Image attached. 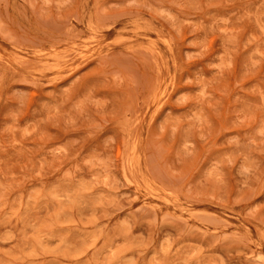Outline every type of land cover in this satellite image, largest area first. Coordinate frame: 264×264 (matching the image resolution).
I'll list each match as a JSON object with an SVG mask.
<instances>
[{
  "label": "rangeland",
  "instance_id": "374dc122",
  "mask_svg": "<svg viewBox=\"0 0 264 264\" xmlns=\"http://www.w3.org/2000/svg\"><path fill=\"white\" fill-rule=\"evenodd\" d=\"M0 264H264V0H0Z\"/></svg>",
  "mask_w": 264,
  "mask_h": 264
}]
</instances>
